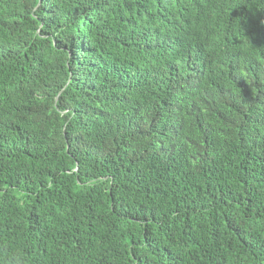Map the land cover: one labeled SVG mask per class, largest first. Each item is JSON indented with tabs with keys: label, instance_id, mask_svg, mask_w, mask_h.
Returning a JSON list of instances; mask_svg holds the SVG:
<instances>
[{
	"label": "trees",
	"instance_id": "obj_1",
	"mask_svg": "<svg viewBox=\"0 0 264 264\" xmlns=\"http://www.w3.org/2000/svg\"><path fill=\"white\" fill-rule=\"evenodd\" d=\"M0 264H264V0H0Z\"/></svg>",
	"mask_w": 264,
	"mask_h": 264
}]
</instances>
